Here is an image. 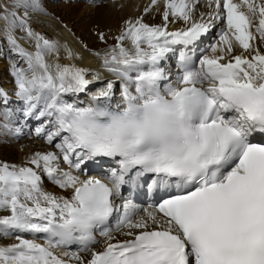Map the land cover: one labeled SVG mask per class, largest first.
<instances>
[{
	"label": "snow or ice",
	"instance_id": "snow-or-ice-1",
	"mask_svg": "<svg viewBox=\"0 0 264 264\" xmlns=\"http://www.w3.org/2000/svg\"><path fill=\"white\" fill-rule=\"evenodd\" d=\"M157 2L151 0L145 15ZM198 3L164 0L162 24L125 21L103 58L122 81L115 108L99 104L111 98L112 81L92 106L63 99L91 82L85 69L59 62L58 41L31 27L27 9L39 10L38 0H10L3 9L0 20L27 64L13 65L15 96L24 117L44 118L35 135L56 151H37L24 165L0 162V212L7 213L0 215V237L14 236L0 244V264H264V143L253 139L264 135V54L250 43L258 37L264 44V2L210 0L207 22L193 20ZM170 17L189 26L169 31ZM213 20L224 24L213 54L196 66L181 51L182 74L162 87L168 77L161 61L176 45L194 46ZM16 28L35 42L34 52L17 44ZM233 41L248 55H232ZM49 55H56L51 63ZM0 97L7 102L3 89ZM97 157H118L119 169L107 182L81 179L82 166ZM61 158L69 171L61 169ZM41 169L70 196L44 190ZM133 169L132 179L146 177L149 194L167 195L143 209L125 202L114 230L123 239H117L103 226L118 211L113 196ZM96 229L104 238L100 249L92 247L99 243ZM71 244L80 246L77 252L61 251Z\"/></svg>",
	"mask_w": 264,
	"mask_h": 264
},
{
	"label": "bare ground",
	"instance_id": "bare-ground-1",
	"mask_svg": "<svg viewBox=\"0 0 264 264\" xmlns=\"http://www.w3.org/2000/svg\"><path fill=\"white\" fill-rule=\"evenodd\" d=\"M38 2L40 4L39 10H33L31 8L27 9L28 16L36 14L35 18L34 17L30 18L29 22L31 24V27L34 28L36 32H39L40 34L44 35L48 39H51V40L54 39L55 41L59 42V44L62 46V50L58 54L59 62L62 64V61L67 56L65 47H63V46H66V48L70 49L73 53L72 59L67 58L66 63H65L66 65H69V66L75 65L76 67L83 68L86 70L85 73H87V71L92 72L93 70L99 73L98 79H93V80L87 79L91 83L87 86L85 91L79 92V93L63 94L64 98L65 97L70 98V96L80 98L82 95H84L82 99L80 98V103L82 104L90 103L92 99L91 96H95L99 92V90L102 88V86L105 87V85L107 84L106 83L107 81H112L113 87L117 86V88L122 83V81L116 75L108 72L103 66V58L107 51L98 52L97 51V48L99 47L97 46L98 43L99 44L104 43L106 45L111 46L114 43L113 39L114 38L116 39V37L120 35L121 30L124 27L125 21L127 20H135L136 18L143 17L145 23H149V24H162L163 23L162 13L164 11V0H158L157 5L152 7L150 12L146 15L144 13V8L148 7L151 4V0H121V1L93 0L92 2H89V0H77V1L73 0L74 2L73 4L71 3L69 4L64 3V5L58 4L56 8L57 9L56 14L59 16V14L61 13L60 15L61 18H59L58 23H54L53 21L44 20V17L39 16V15L47 14L48 12L51 14L53 11V8L52 6L49 7V5H47L46 3H41L42 0H38ZM234 2H238V0H234ZM260 2H264V0H260ZM86 3H89V5ZM6 4L7 3L5 2V0H0V11L3 10L5 7H7ZM24 11L25 9L23 8L19 9L18 15H23ZM169 19L170 21H173L168 24L169 31H178L180 29H183L189 26V25H186L185 22L181 19H178V18L173 19L172 17ZM55 20H56V17H55ZM218 22L219 24L216 22L215 28L219 27L218 33H220L221 29L224 28V24L220 21ZM176 23H179V24L181 23L182 26L180 25L181 27H178ZM43 30H46L45 33L47 32V34H45ZM210 31L204 36H202L201 39L196 42V44H198L202 39L209 38L210 35L212 36L213 34L210 33ZM250 31H252L253 34L255 35L254 28L250 29ZM101 34L104 35L103 40L100 39ZM12 35L16 39V42L17 44L20 45V47L23 48L26 46V50L29 52L35 51V42L28 39L25 33L21 29L19 28L14 29L12 31ZM3 38L5 40L7 39L6 41H8V43L7 42L4 43L2 41ZM218 41L219 39H217L216 43H218ZM250 43L253 45L254 48H259L261 54H264V45L260 43L258 37L256 40L250 41ZM23 44H25V46H23ZM78 44L81 47H79ZM123 46L131 47L129 41H124ZM178 47L179 49H177ZM189 47L190 46L184 47L183 45L174 46V54H173V57L175 59L174 62L177 68L181 70L183 69V67L181 66V61H180L181 51H183L190 58L192 64H195L196 66H198L199 64L200 57L204 56L202 55V56L195 58L194 56L189 55L190 53L187 54L185 50L188 49ZM13 51H15V48H14V45L9 40V33L5 28V23L3 20H0V89H3L7 93V102H5L3 97H0V102L6 103L7 105L10 102L18 99L15 96L16 83H15L14 69H9V63H10L9 55L12 54ZM241 53H243L244 55H248V53L244 52V50L241 49L239 45L236 44L235 41H233L232 55H238ZM207 54L212 55L213 53L211 52V50H209ZM14 55L17 57L20 56L19 54H14ZM55 59H56L55 55L46 56V60L49 63L53 62ZM132 75H134V73ZM179 76L180 74H177L176 78L171 83L175 84ZM162 84L163 82H161V86ZM96 87L98 90L92 93V90L95 89ZM120 90H121V87L116 92L118 93L120 92ZM103 99L107 101L108 104L112 106H117V104L121 102V92H120V96L118 97L117 95H113V97L111 96L110 99H105V98ZM3 110L4 109L1 106L0 107V162H7L9 164H16V165H24L25 162L32 155L30 154V152H28L29 150H32L31 145L32 146L36 145L40 147L41 150L44 149L45 150L44 152L56 151L53 145L47 144L43 138L37 137L35 134H33L31 137L28 135L29 139L31 140L28 142L31 144L26 143L23 147L19 146L20 144L17 145V142H18L17 140H15L14 138L8 137L7 134L8 133L12 134V133L7 129V126L6 127L4 126L5 129L3 128V121H1L2 119H4ZM23 122L25 123V125L27 123L33 126L35 125L34 122H31V123L30 121H26V122L23 121ZM31 129H29L27 132L24 131L23 135L25 133L29 134L31 132ZM31 133H35V132H31ZM23 137H25V135ZM263 140L264 139H262L261 142L264 143ZM86 164H88L89 167L80 171L79 175L81 176V179L91 176V177L103 180L97 172V167H98L97 164L93 165L91 161H87ZM103 165L110 168L109 176L111 175V172L113 169H117V170L119 169V161L112 160L111 164L109 162H104ZM27 166L34 167L32 165H27ZM60 167L63 171H69L68 164L64 163L62 158L60 161ZM37 171L41 176L42 187L44 188V190L51 192L57 196H66V197L70 196V192H71L70 189H61L57 187L56 185L52 183V181L47 177V175L42 171V169L37 170ZM138 181H140V179H138ZM128 187H129V184L125 183L121 186L120 191L122 188H128ZM120 191L118 194L114 195L116 198L119 197ZM119 200H122V199L119 198ZM3 214H7V213L0 212V215H3ZM101 230L102 229L94 230V237L97 241H99V243L96 245H93L92 247L97 248V249H100L103 247L104 238L100 236ZM113 234L116 236L117 239H123L120 233L113 232ZM42 235L43 234H40L37 236V240L40 243L44 242ZM28 238H31V237L29 236ZM11 242H14V239L13 241H10V240H7L6 237H0V244H7ZM79 247L80 246L78 244H71L67 246L66 248L62 249L61 251L77 252ZM80 255L85 256L87 254L80 253Z\"/></svg>",
	"mask_w": 264,
	"mask_h": 264
},
{
	"label": "rangeland",
	"instance_id": "rangeland-1",
	"mask_svg": "<svg viewBox=\"0 0 264 264\" xmlns=\"http://www.w3.org/2000/svg\"><path fill=\"white\" fill-rule=\"evenodd\" d=\"M7 1V6H8V4H9V2H10V0L8 1V0H6ZM77 1V0H76ZM93 0H89V2H92ZM118 1H121V0H118ZM200 2L195 6V8H194V10H193V12H192V17H193V19L194 20H196V21H201V19L203 18V22H207L208 20H209V14L212 12V10H213V8H214V6L212 5L210 8H209V5H210V0H199ZM48 2V3H47ZM260 2V0H258L257 1V3H259ZM41 3H46L47 5H49V7L50 6H52V8H53V11H52V13L50 14L49 12L47 13V14H44V15H39V16H41V17H44V20H47V21H53L54 23H58L59 21V18H61L60 17V15H61V13L59 14V16L56 14V8H57V6H58V4L59 5H64V3L65 4H69V3H71V4H73L74 2H73V0H42V2ZM86 4H88L89 5V3H86ZM90 4H92V3H90ZM56 5V6H55ZM207 5V6H206ZM61 12H63V11H61ZM1 14L3 15V12H1ZM50 15H54L53 17L52 16H50ZM35 16H36V14L34 15H31V16H29L30 18H32V17H34L35 18ZM55 17H56V20H55ZM196 17V18H195ZM58 18V19H57ZM171 18V17H170ZM41 19H43V18H41ZM173 19H177V18H173ZM198 19V20H197ZM216 20H213L212 21V27H211V31H210V33H212L213 35L211 36H209V38H205V39H202L197 45H195L194 47H192V46H190L189 48H188V53H190L189 55H193V54H195V55H197V56H202V55H205V54H207L208 53V51L209 50H211V45L212 44H215L216 42H217V39H219V33H218V30H219V27L218 28H215L216 27ZM176 25H178V27H181L182 26V24L180 23H176ZM181 25V26H180ZM34 29V28H33ZM44 31V33H45V31L46 30H43ZM15 34H16V32H15ZM45 34H47V32L45 33ZM17 36V35H16ZM7 40V39H6ZM4 38L2 39V41L5 43V42H7L8 43V41H6ZM54 40V39H53ZM114 40V43L111 45V46H109V45H106V44H99L98 43V45L97 46H99L98 48H97V51L98 52H103V51H108L109 49H111L112 47H114L115 46V44H116V39L114 38L113 39ZM79 41V40H78ZM79 45V44H78ZM264 45V44H263ZM23 46H25V44H23ZM79 47H81L80 45H79ZM24 49H26V46L25 47H23ZM198 48V49H197ZM177 49H179V47L177 48ZM61 50H62V47L59 49V53L61 52ZM16 51H13V53L12 54H10L9 55V59H10V63H9V69H14V67H13V65H15L16 67H18V68H26L27 67V64L25 63V61H24V59L21 57V56H15L14 54H18L17 52L15 53ZM58 53V54H59ZM173 54H174V52L173 53H170V54H168V56H167V59L166 60H163V61H161V64H160V67H162L164 70H165V73H166V76L168 77V79L166 80V81H163V84H162V86L165 84V83H171L175 78H176V75L178 74V71H177V68H176V65H175V63H174V57H173ZM208 55V54H207ZM56 56V55H55ZM170 57V58H169ZM135 75V74H134ZM121 80V79H120ZM108 82V81H107ZM106 82V83H107ZM102 86V85H101ZM106 86V85H105ZM104 86H102V88H103ZM115 89V90H114ZM119 89V87L117 88L116 86L115 87H113V91H114V93H112L113 95H117V97L118 96H120V93H117L116 91ZM116 92V93H115ZM113 95H112V97H113ZM64 98V97H63ZM69 99L70 100V98L69 97H65L64 99H65V101H66V99ZM81 99L83 98V96H81L80 97ZM79 98V99H80ZM67 99V101H68V103H72L73 101V103L72 104H74V105H76L77 107L79 106L78 104H79V99H77L76 97L75 98H73L72 100H68ZM77 99V100H76ZM66 101V102H67ZM76 103V104H75ZM78 103V104H77ZM3 107V111H4V119H2L1 121H3V128H4V124L5 125H7V129L12 133V134H7L8 135V137L9 138H14L15 140H17L18 142H17V145H19V146H24L26 143H28V144H31V143H29L28 141H31L30 139H29V136L31 137L33 134H35V133H31V132H35V129L37 128V127H39L40 126V124L42 123V121H43V119L44 118H41L40 120H37V119H35L34 117L32 118V117H28V118H26V117H24L23 116V112H22V108H23V104H22V101H20L19 99H17V100H15V101H12V102H10L8 105L6 104V103H3V102H0V107ZM80 107V106H79ZM23 121H30V123L31 122H34V126L33 125H31V124H29V123H27L26 125H25V123L23 122ZM9 127V128H8ZM31 127H32V129H31ZM14 128H16V129H14ZM5 129V128H4ZM19 129V130H18ZM29 129H31V132L28 134V133H25L24 135H25V137H23L24 135H23V132L25 131V132H27ZM10 135V136H9ZM29 135V136H28ZM28 138V139H27ZM20 141H21V143H20ZM58 142V141H57ZM34 144H36V143H34ZM54 146V145H53ZM31 147H32V150H29L28 152H30V154H33V153H35V152H37V151H41V152H44L45 150L43 149V150H41V148L40 147H38V146H36V145H31ZM73 159H75V157H73ZM85 168H87V167H84V168H82V170H84ZM101 170V171H100ZM97 172H98V174L99 175H101V177L102 178H105L106 177V175H108L109 174V167H105V166H103V167H101V168H97ZM117 222H118V220L116 221V224H117ZM116 226V225H115ZM11 238V239H10ZM6 239L7 240H10V241H13V239H14V236H10V237H6Z\"/></svg>",
	"mask_w": 264,
	"mask_h": 264
},
{
	"label": "water",
	"instance_id": "water-1",
	"mask_svg": "<svg viewBox=\"0 0 264 264\" xmlns=\"http://www.w3.org/2000/svg\"><path fill=\"white\" fill-rule=\"evenodd\" d=\"M65 62V61H64Z\"/></svg>",
	"mask_w": 264,
	"mask_h": 264
}]
</instances>
